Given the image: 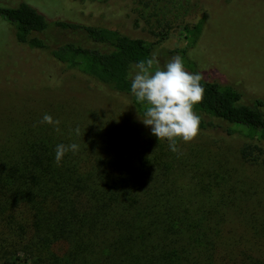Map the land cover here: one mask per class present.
<instances>
[{"label":"trees","instance_id":"trees-1","mask_svg":"<svg viewBox=\"0 0 264 264\" xmlns=\"http://www.w3.org/2000/svg\"><path fill=\"white\" fill-rule=\"evenodd\" d=\"M58 1L50 6L44 0L0 5V17L14 28L18 42L55 61L52 73L63 67V76L70 73L87 79L119 99L129 96L134 116L143 119L145 105L131 93V73L136 63L153 56L156 43L68 21V9L62 7L65 0ZM134 1L135 21L148 27L154 18L164 21L162 9L171 5L179 11L191 3ZM205 18L193 25L187 47L194 46ZM50 27L73 39L49 45L43 38ZM118 83L130 87L121 89ZM201 84L205 95L194 106L201 118L199 133L211 140L241 139V160L264 166V101L247 102L230 85L206 79ZM226 120L227 125L219 123ZM71 126L65 131L59 125L60 132L53 134L26 127L2 140L0 262L264 264V256L251 252L246 240L227 226V219L250 217L246 233L264 241V186L255 185L261 190L257 193L241 191L245 184H230L236 173L227 168L198 170L192 164L176 166L175 160L166 163L168 152L160 146L149 159L146 151L134 147L117 149L110 129L113 122L104 125L92 119L83 128L79 122ZM73 143L78 151H68L57 164L56 146ZM159 163L164 166L161 170ZM187 172L201 175L187 182L175 177L176 173L187 178Z\"/></svg>","mask_w":264,"mask_h":264},{"label":"rangeland","instance_id":"rangeland-1","mask_svg":"<svg viewBox=\"0 0 264 264\" xmlns=\"http://www.w3.org/2000/svg\"><path fill=\"white\" fill-rule=\"evenodd\" d=\"M20 1L0 0V5L15 7ZM44 1L49 6L59 3L58 0ZM189 1L191 3L179 11L171 5L169 9H162L164 21L149 20L152 27H148V23L137 24L134 13L138 6L134 0H65L62 7L68 9L65 18L68 21L114 29L156 43L153 55L159 63L155 67L163 69L179 55L189 73H201L203 79L233 86L247 102L264 101V0ZM180 2L185 4L184 0ZM153 12L151 10L150 14ZM203 15L206 18L201 34L192 48L187 47V35ZM17 39L14 28L0 17V144L8 133L26 127L53 134L55 125L41 123L46 113L59 120L65 131H70L69 126L76 122L82 123L83 128V123L97 119L104 125L113 122L110 129L116 135L117 149L134 147L139 152L146 151L149 159L160 146L168 152L166 163L175 160L176 166L192 164L198 170L227 168L226 171L236 173L230 184H245L242 188L239 186L241 191H261L257 186H264V166H252L241 160V139L211 140L198 133L189 143L177 140V151L173 152L167 140L159 141L151 134V129L134 116L127 99L129 96L123 95L119 99L87 79L70 73L63 76V67L57 74L52 73L56 67H51L55 65L51 57L28 48ZM43 39L53 45L73 38L50 27ZM184 49L187 50L185 55ZM134 72L135 69L131 79ZM117 86L121 89L130 87L121 83ZM219 123L227 125V120ZM158 166L164 167L160 163ZM186 175L187 178H181L175 173L181 182L201 174L187 172ZM249 221L250 217L245 216L240 220L227 219V226L242 237L239 239L246 240L245 246L251 252L264 256V241L246 233L251 227Z\"/></svg>","mask_w":264,"mask_h":264},{"label":"clouds","instance_id":"clouds-1","mask_svg":"<svg viewBox=\"0 0 264 264\" xmlns=\"http://www.w3.org/2000/svg\"><path fill=\"white\" fill-rule=\"evenodd\" d=\"M158 63L153 55L133 66L131 93L138 103L145 105L140 121L159 141L167 140L169 149L175 152L177 140L189 143L199 133L201 118L194 111V106L201 103L205 95L201 84L203 75L186 71L179 55L167 62L163 69L155 67ZM41 123L55 125V131L60 132V121L47 113ZM74 131L79 135V128ZM78 149L75 143L57 145L56 163L59 164L68 151L76 152Z\"/></svg>","mask_w":264,"mask_h":264}]
</instances>
